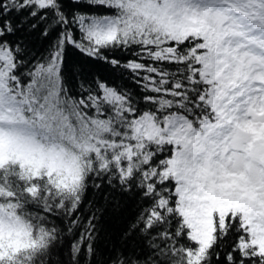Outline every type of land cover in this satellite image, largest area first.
I'll use <instances>...</instances> for the list:
<instances>
[{
    "label": "snow or ice",
    "instance_id": "obj_1",
    "mask_svg": "<svg viewBox=\"0 0 264 264\" xmlns=\"http://www.w3.org/2000/svg\"><path fill=\"white\" fill-rule=\"evenodd\" d=\"M101 240L99 264H264V0H0V264H97Z\"/></svg>",
    "mask_w": 264,
    "mask_h": 264
},
{
    "label": "trees",
    "instance_id": "obj_2",
    "mask_svg": "<svg viewBox=\"0 0 264 264\" xmlns=\"http://www.w3.org/2000/svg\"><path fill=\"white\" fill-rule=\"evenodd\" d=\"M43 25H39L38 28L31 33H21L30 45L32 51L38 56L43 54L47 48V43L44 42L39 32ZM81 57L75 53L70 52L65 58V82L68 84L70 90L75 94L78 90L77 69L74 65L81 63ZM84 72V75L89 79H94L96 76H100L103 79H107L110 83L116 82L118 84H124L127 87L134 88L129 81L123 80L118 74L114 73L111 68L103 63H90L86 66V69H80ZM100 203V202H98ZM137 206L130 200L121 199L119 207L109 204L104 208L103 215L100 220L101 237H110L112 243L119 244V237L121 233L127 228V226L135 219L137 212ZM97 248L99 250V261L106 260L108 255V248L105 246L103 240H101Z\"/></svg>",
    "mask_w": 264,
    "mask_h": 264
}]
</instances>
